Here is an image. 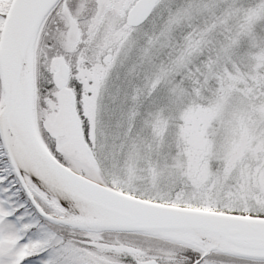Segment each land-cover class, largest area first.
<instances>
[{"label":"snow or ice","instance_id":"snow-or-ice-1","mask_svg":"<svg viewBox=\"0 0 264 264\" xmlns=\"http://www.w3.org/2000/svg\"><path fill=\"white\" fill-rule=\"evenodd\" d=\"M0 264H264V0H0Z\"/></svg>","mask_w":264,"mask_h":264}]
</instances>
